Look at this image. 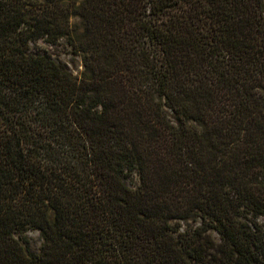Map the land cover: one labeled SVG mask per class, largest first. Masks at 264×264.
Instances as JSON below:
<instances>
[{
	"label": "trees",
	"instance_id": "obj_1",
	"mask_svg": "<svg viewBox=\"0 0 264 264\" xmlns=\"http://www.w3.org/2000/svg\"><path fill=\"white\" fill-rule=\"evenodd\" d=\"M0 264H264V0H0Z\"/></svg>",
	"mask_w": 264,
	"mask_h": 264
},
{
	"label": "rangeland",
	"instance_id": "obj_2",
	"mask_svg": "<svg viewBox=\"0 0 264 264\" xmlns=\"http://www.w3.org/2000/svg\"><path fill=\"white\" fill-rule=\"evenodd\" d=\"M79 1V0H77ZM71 21H76L75 17L70 18ZM38 45L47 51L52 58L58 60L59 62L63 63L67 69L74 75L78 73L81 69L79 60L76 56L69 53L67 46L64 44L62 40H60L57 44L49 46L43 42H39ZM209 235L212 240L216 243L218 242L217 234L210 230ZM26 236L28 239V244L31 250H36L39 246L40 238L36 231H27Z\"/></svg>",
	"mask_w": 264,
	"mask_h": 264
}]
</instances>
